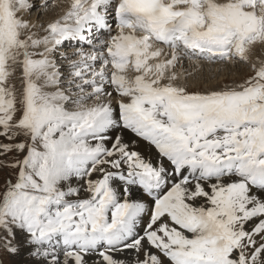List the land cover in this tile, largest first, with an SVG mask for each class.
<instances>
[{"label": "snow or ice", "instance_id": "6c2138e0", "mask_svg": "<svg viewBox=\"0 0 264 264\" xmlns=\"http://www.w3.org/2000/svg\"><path fill=\"white\" fill-rule=\"evenodd\" d=\"M0 264H264V0H0Z\"/></svg>", "mask_w": 264, "mask_h": 264}, {"label": "rangeland", "instance_id": "374dc122", "mask_svg": "<svg viewBox=\"0 0 264 264\" xmlns=\"http://www.w3.org/2000/svg\"><path fill=\"white\" fill-rule=\"evenodd\" d=\"M210 69H211V67L212 66H208ZM220 67H222V66H219V68ZM218 68V69H219ZM213 70V71H212ZM211 72L213 73V74H218L219 75V77L221 76V74H224V78H226L225 80H227V79H229V78H232V79H239V78H241L243 75H246L247 74V70L245 69V70H243L242 72H241V74L240 75H237V76H232V77H230L229 76V71L227 70V69H225L222 73H218V71H217V69H211ZM222 77V78H223ZM217 81H214V83H216Z\"/></svg>", "mask_w": 264, "mask_h": 264}, {"label": "bare ground", "instance_id": "6f19581e", "mask_svg": "<svg viewBox=\"0 0 264 264\" xmlns=\"http://www.w3.org/2000/svg\"><path fill=\"white\" fill-rule=\"evenodd\" d=\"M219 66L220 65H217V66H215V67H211V69H217L218 70V68H219ZM213 71V70H212ZM224 76V74H221V76L219 77V81H217V82H223L226 78H224L223 77ZM223 77V78H222Z\"/></svg>", "mask_w": 264, "mask_h": 264}]
</instances>
